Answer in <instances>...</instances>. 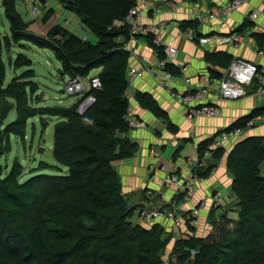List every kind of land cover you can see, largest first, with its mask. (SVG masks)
I'll list each match as a JSON object with an SVG mask.
<instances>
[{
  "label": "trees",
  "instance_id": "16d2710c",
  "mask_svg": "<svg viewBox=\"0 0 264 264\" xmlns=\"http://www.w3.org/2000/svg\"><path fill=\"white\" fill-rule=\"evenodd\" d=\"M0 2L10 5L6 13L12 40L51 49L61 64L63 78L86 77L93 69L103 68L98 74L102 87L89 91L97 93L94 104L83 113L78 103L59 111L68 120L55 131L53 153L68 167V174H39L21 181L18 165L3 176L0 163V264H166L162 251L169 241L160 238L162 228L131 220L136 208L125 197L121 177L113 166L115 160L131 157L137 150L130 139L119 143L118 134L130 129L125 120L130 109L126 96L130 52L117 38H133L131 25L124 20L130 9L138 6V0H62L64 8L74 12L98 37L96 42L55 24V8L46 10L40 21H29L17 11L16 0ZM134 37L147 39L158 56L166 58L163 47L153 42V35ZM258 37L262 47L264 37ZM3 42L9 44L11 39L0 32V100L2 92L12 87H4ZM18 60L20 66L32 65L25 55H19ZM165 69L172 72V63ZM217 75L222 77V73ZM14 82L18 83L17 79ZM139 98L156 116L167 118L152 95L140 93ZM262 113L255 110L226 130L243 126ZM10 134L0 119V155L3 144L10 142ZM211 142L203 143L201 157L206 150L216 158L223 156L225 149L211 148ZM262 162L264 137L249 136L234 146L227 164L233 175L238 216L220 214L208 236L183 238L175 249L177 258L170 264H264ZM212 169L211 165L196 168L195 175L207 177Z\"/></svg>",
  "mask_w": 264,
  "mask_h": 264
},
{
  "label": "crops",
  "instance_id": "0c3cea01",
  "mask_svg": "<svg viewBox=\"0 0 264 264\" xmlns=\"http://www.w3.org/2000/svg\"><path fill=\"white\" fill-rule=\"evenodd\" d=\"M55 1L57 5L45 3L48 5L45 11L55 8L57 18L71 12L64 8L62 0ZM229 1L138 0V6L145 13L142 23L157 24L165 41L178 50L176 56L170 61L173 65V76L169 80L171 88L181 93L207 88L208 94L204 99L194 103L210 102L218 106L220 110L215 117L199 116L192 121L189 120L182 101L173 96L164 85L163 70L159 71L157 77L145 73L136 80L134 89L130 92L131 113L146 121L148 126L131 129L128 134L129 139L137 144L136 153L131 157L113 162L114 168L121 177L123 193L129 202L131 200L129 203L131 207L136 208L137 217L141 209L150 206L149 190L156 195L155 204L166 207L168 204L177 203L185 213L201 201H205L206 206L201 211L200 223L194 229H190V225L186 222L176 225L161 218L146 221L152 225L158 223L165 226L170 224V226L184 227L185 225L186 231L183 235L185 237L194 235L196 230V236H208L214 229V219H209L210 213L214 210L213 207L218 209V211L214 210V216H219L224 213L229 215L231 206L237 205V199L232 192L233 175L228 168V155L242 139L249 136L264 137V122L257 120L256 125L247 129L241 137L224 142L223 156L216 158L210 150H206L209 152L207 155L206 151L202 157L200 155L205 141H212L211 148H213L215 140L222 131L255 110L264 111V93L262 92L264 73L252 85L247 86V94L244 97L237 100L220 98L221 77L217 74L222 73L223 76L234 57H242L264 66V56L258 52L260 47L258 36L264 37L263 0H244L242 7L227 17L207 21L199 18ZM253 12H258L259 17L253 19ZM19 13L22 15L21 11ZM71 13L84 25L74 12ZM55 24L65 27L58 19ZM235 31L245 34V39L239 46L201 44L197 38L199 34L206 36ZM117 41L130 52L128 68H142L145 65L158 63L157 50L147 39L136 37L126 39L120 36ZM95 69H100L99 74L103 68ZM186 77L191 79L190 86L185 81ZM140 93L152 95L156 103L167 113V118L158 117L144 107L139 98ZM86 107L85 109L89 108V106ZM187 146H190V151L186 155L182 154ZM201 161L204 163L203 167L211 165L214 172L207 177L197 179L191 174L195 172ZM162 167L166 168L162 169ZM174 172L180 179L167 185V176ZM189 189L194 190L193 195H188ZM215 194L220 196L217 204L213 198ZM141 224L144 225V223Z\"/></svg>",
  "mask_w": 264,
  "mask_h": 264
},
{
  "label": "rangeland",
  "instance_id": "374dc122",
  "mask_svg": "<svg viewBox=\"0 0 264 264\" xmlns=\"http://www.w3.org/2000/svg\"><path fill=\"white\" fill-rule=\"evenodd\" d=\"M16 1L17 11H21L23 18L29 21H40L49 4H58L55 0ZM35 1L37 2L34 3ZM45 3H48V5ZM36 4L39 8L38 13L32 11V6ZM7 7H10V5L6 4L4 6L0 2V32L3 36L8 35L11 39L9 44L5 42L2 44V56L6 66L4 87L12 86L9 89L10 92L8 90L2 92L3 96L0 100V119L2 120V126H7L11 132L9 137L10 142L3 144L4 152L0 155V163L4 167L3 176L9 173L13 165H18L21 168L22 173L19 177L21 181H25L39 174H68V167L60 164L53 153L56 140L55 125L59 121L68 120L59 111L60 109L71 108L75 103H78L79 111L83 113L86 110V106L90 107L94 104L97 99V93L93 90L89 93L87 92L88 94L86 96L68 94L65 86L69 76H65L63 79L59 61L51 49L40 48L27 41L20 42L12 40L10 22L6 13ZM57 19L66 28L74 31L80 37L84 38L85 36L94 42L98 40V37L90 32L86 26L82 25L78 18L71 12ZM19 55L29 57L32 60V65L20 66L18 60ZM29 68L32 70L31 73L27 74L26 72ZM99 71L100 69H93L90 72V76L97 75ZM14 79L18 81V83L14 82V84L18 85L13 84ZM23 82L24 84H22ZM5 104L12 106L7 116L2 118L1 113ZM29 113L32 115L27 117L26 114ZM262 114H264V111ZM19 117L20 119H18ZM130 130L126 133L121 132L118 134L119 143L123 139H129L128 134ZM190 149V146H187L183 149L182 154L186 155ZM261 164L264 173V162ZM43 183L46 186L48 182L45 181ZM43 195L39 196L43 198ZM129 203H131V200ZM213 209L218 211L217 207H213ZM237 209V205L233 204L231 206L229 210V216L231 218L238 216ZM214 210L209 215V219L211 220L217 218V216H214ZM131 220L133 222L139 221L140 223H144V226L146 225L147 227L153 226L136 215L131 217ZM159 225L162 228L160 238L169 241L167 247L162 251V257L166 261V264H170V261H175L177 258V250H175L177 249V245H181L182 239L186 238L183 236L185 234L184 231H186V226ZM196 232L194 234L195 236Z\"/></svg>",
  "mask_w": 264,
  "mask_h": 264
},
{
  "label": "built area",
  "instance_id": "2783aa9c",
  "mask_svg": "<svg viewBox=\"0 0 264 264\" xmlns=\"http://www.w3.org/2000/svg\"><path fill=\"white\" fill-rule=\"evenodd\" d=\"M35 1L34 3H36ZM244 4V0H230L227 4L216 7L211 10L209 14L200 16L202 21H207L210 19H216L218 17H227L233 12L237 11ZM264 4V0L262 1ZM32 11L34 13L39 12V8L36 5L32 6ZM145 15L144 10L140 7H133L130 9L128 15L126 16L124 22L131 25V33L134 36L146 37L148 35H153V42L163 47L165 59L159 58L158 63L152 65H145L142 68L131 67L128 68V87L126 91V96L130 98V92L134 89L135 82L139 77H142L145 73H149L155 77L158 76L159 71L163 70L164 75V85L170 90L173 96L178 97L186 110V117L189 120H194L199 116L205 117H215L219 114L220 110L218 106L210 102H200L194 103V101L203 100L206 94H208V89L204 88L196 92L188 90L185 93L173 90L170 85V78L173 76L172 72L166 70L165 67L168 62H170L177 54L178 50L171 43H167L163 37L162 32L159 30V26L155 23H142V17ZM259 17L258 12L252 13V18L256 19ZM86 38V37H84ZM245 39V34L242 32H231L228 34H209L206 36L198 37V41L201 44H227L232 46H239ZM261 56H264V45L259 47L258 50ZM264 73V66L259 65L250 60L244 59L242 57H234L231 64L224 72L220 79V98L222 100H237L244 97L247 94V86L252 85L253 82L258 79ZM188 86H190L191 79L189 77L185 78ZM102 87V82L98 76H69L67 80L65 90L68 94H78L84 95L91 89H100ZM264 93V88L262 89ZM131 107L129 113L126 115L125 120L130 129L145 128L148 126L146 121L135 117L131 113ZM257 120L264 122V114L257 117L249 119L245 125L237 126L234 129L227 131L224 130L220 133L218 138L214 142L213 148L223 147L224 142L231 139H237L241 137L245 131L256 125ZM209 152L206 151V155ZM204 166L201 161L198 163L197 168ZM166 167H162L165 169ZM214 172L212 169L209 173L211 175ZM194 178L202 179L195 175V172L191 174ZM166 184L169 185L170 182H176L180 178L178 174L170 173L167 176ZM188 195H193L194 190H187ZM148 196L150 197V206L148 208H143L139 211V217L145 221L164 219L173 222L176 225H180L183 222L193 226L194 228L200 223V214L202 209L206 206L205 201H201L196 207L191 209L188 213L183 212L177 203L168 204L166 207L159 206L155 204L154 198L156 195L153 191H148ZM215 204L220 200L219 194L213 196ZM194 253V250H192ZM187 264V263H185Z\"/></svg>",
  "mask_w": 264,
  "mask_h": 264
},
{
  "label": "water",
  "instance_id": "95a60500",
  "mask_svg": "<svg viewBox=\"0 0 264 264\" xmlns=\"http://www.w3.org/2000/svg\"><path fill=\"white\" fill-rule=\"evenodd\" d=\"M11 106L12 105H10V104H5L4 105L3 110H2V113H1L2 118H5L7 116L9 110L11 109ZM65 125H66V121L65 120L59 121L55 125V130L60 129V128L64 127Z\"/></svg>",
  "mask_w": 264,
  "mask_h": 264
},
{
  "label": "bare ground",
  "instance_id": "6f19581e",
  "mask_svg": "<svg viewBox=\"0 0 264 264\" xmlns=\"http://www.w3.org/2000/svg\"><path fill=\"white\" fill-rule=\"evenodd\" d=\"M216 170V169H215ZM232 175V174H231ZM169 259V258H168ZM172 263V262H171Z\"/></svg>",
  "mask_w": 264,
  "mask_h": 264
}]
</instances>
